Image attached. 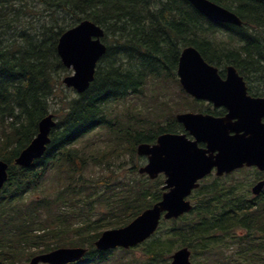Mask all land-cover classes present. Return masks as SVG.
I'll list each match as a JSON object with an SVG mask.
<instances>
[{"label":"trees","instance_id":"trees-1","mask_svg":"<svg viewBox=\"0 0 264 264\" xmlns=\"http://www.w3.org/2000/svg\"><path fill=\"white\" fill-rule=\"evenodd\" d=\"M211 1L233 11L242 25L212 22L186 0H0V160L8 164L0 188V264H25L62 246L87 248L85 257L71 264L106 261L116 250L94 247L100 233L126 225L161 198L159 179L110 184L107 177L91 179L86 173L111 160L119 167L121 153L132 157L138 143L177 130L173 115L160 125L156 117L139 118L141 113L136 121L121 123L111 113L112 103L140 94L150 78L175 77L183 46L193 45L221 73L232 64L245 77H264V1ZM86 19L103 29L106 51L88 89L78 94L62 83L70 70L61 62L57 42ZM49 112L56 124L44 154L27 167L16 165L14 159ZM97 127L113 133L107 149L85 145L84 137ZM259 174L255 170V178ZM220 180L201 183L188 213L162 220L138 245L140 264H168L169 254L181 246L205 254L208 263L211 248L224 246L226 237L236 243L237 256L218 255L213 262L264 264V188L249 196L241 183ZM94 202L105 210L89 217L85 208L91 212ZM131 249H117L122 256L115 264H135L137 258L126 257Z\"/></svg>","mask_w":264,"mask_h":264},{"label":"water","instance_id":"water-1","mask_svg":"<svg viewBox=\"0 0 264 264\" xmlns=\"http://www.w3.org/2000/svg\"><path fill=\"white\" fill-rule=\"evenodd\" d=\"M187 1L212 21L241 25L234 12L210 0ZM85 35L89 39L86 48L82 44ZM102 36V28L90 20H83L60 35L57 53L62 64L73 69L72 74L62 79L65 86L78 93L89 87L96 63L106 50L100 40ZM176 74L184 91L196 98L208 99L216 106H226L228 114L224 118H214L190 112L178 113L176 119L194 140H189L185 134L162 133L153 144L137 145V154L147 156V162L138 168V172L148 174L151 179L163 173L165 183L162 188L165 191L161 200L143 210L127 225L104 230L94 242L99 250L137 245L156 230L162 216L177 218L189 211L191 203L186 197L213 167L217 169V175L243 165H255L264 170V123L260 120L264 115V98L254 99L246 95L243 77L232 65L226 68L223 80L218 69L192 45L182 48ZM233 118L237 120L232 122ZM55 124L53 113L43 116L38 122L36 135L19 152L14 163L27 167L40 158L50 142V132ZM231 131L235 134L230 135ZM198 142H205L206 148H198ZM7 168L8 164L0 160V188L7 179ZM263 186L264 179L252 187V192L259 194ZM85 252L83 247H59L34 255L29 264H66L79 260ZM189 257L188 247L178 248L172 253L169 264H192Z\"/></svg>","mask_w":264,"mask_h":264},{"label":"rangeland","instance_id":"rangeland-1","mask_svg":"<svg viewBox=\"0 0 264 264\" xmlns=\"http://www.w3.org/2000/svg\"><path fill=\"white\" fill-rule=\"evenodd\" d=\"M264 51V47H263ZM264 57V54H262ZM264 63V60L262 61ZM68 69V68H67ZM69 73L73 72L72 68H69ZM252 83H254V79H256L255 83L259 84L258 88L262 91L264 88V77L261 75L256 77L248 76ZM263 81V82H262ZM263 86V87H261ZM183 98L185 100H183ZM185 101H189L187 95L181 91V87L177 82L176 75L175 77L168 78L167 76H161L157 78H150L148 82L142 87L141 93L139 95H128L124 100H121L118 103H112V117L117 118V120L121 123L136 121L135 118L137 113H141L140 117L145 116L146 118L154 119L156 117L157 123L165 124L167 122L168 115H175L178 112H182L186 110V104ZM168 102L172 103V105L169 107L171 109L165 108V110H160V113L157 114V110H159V106H162V103ZM157 114V115H156ZM138 115V114H137ZM138 123V122H136ZM135 124V123H134ZM179 128V126H178ZM113 133L109 129H105L103 127H97L95 128L90 134H88L86 137H84L85 140H87L85 145H89L91 147V150H102L107 149L109 146L113 144L112 141V135ZM121 158L118 161H123V163L118 165H114L113 161H110V165L107 167H101L98 165H92L89 167L90 171L86 173L88 178L91 179H97L107 177L110 184H116V182L119 180H122L123 183H126L129 181L130 178L134 177L139 180H145L148 179L150 181H155L156 179L161 180L160 187L164 184L163 177L158 175V177L154 179H150L147 174H140L137 171V168L140 165H143L146 163L147 159L144 155H137L136 152L131 157L130 153L125 151L121 153ZM133 164L137 166L135 172L130 170L132 168ZM107 168V169H106ZM111 168V170H109ZM115 170L114 173H112V170ZM215 178V175L208 176L205 178L201 183H209L211 180ZM254 172H249L247 170H240L238 172L235 171V173L227 174L221 176V180L219 182L225 183V184H236L241 183V186L243 187L244 194H247L251 196L250 194V185L252 181L254 180ZM192 199V198H191ZM104 207L100 206L97 202H94L93 204V210L90 212L88 208H85V211L89 214V217H97L99 214H101L104 211ZM84 212V214H87ZM241 229H237L236 232L238 234H242ZM224 246L220 247V245H214L211 248V253L208 254L209 262H205L204 259L206 257L205 254H202L201 252H196L194 255L192 254L190 256V260L193 264H217L215 263L216 257L219 255L223 256H229L231 257V254L233 252V255L236 257L237 252L236 251V243L234 241H230L229 237H226V239L222 243ZM116 250V251H115ZM114 253L107 258L106 261L103 262H94L92 264H115L118 259L122 256V252L115 249ZM174 251V250H173ZM172 251V252H173ZM171 252V253H172ZM141 253V246L134 247L131 249L130 252L126 254V257L128 258H137L135 261V264H140L142 261V258L140 257ZM169 254V256L171 255ZM234 257V258H235ZM206 258V259H207ZM215 261L213 262V260ZM225 262L219 259V263ZM84 264H90V262H86Z\"/></svg>","mask_w":264,"mask_h":264},{"label":"flooded vegetation","instance_id":"flooded-vegetation-1","mask_svg":"<svg viewBox=\"0 0 264 264\" xmlns=\"http://www.w3.org/2000/svg\"><path fill=\"white\" fill-rule=\"evenodd\" d=\"M256 77V76H255ZM256 81V79H255ZM251 83V85H247V95L250 97H263L264 96V90H259L258 88L256 89V87H259L260 85L257 83ZM263 87V86H261ZM189 101H185L186 104V111L188 112H192V113H201V114H205V115H211L215 118H223L226 116V114L228 113V110L226 107L224 106H216L214 105L213 102L209 101V100H205V99H198V98H194L192 96H188ZM262 122H264V116L261 119ZM179 128L178 130L181 131L180 133H186L184 131V128L182 125L178 124ZM187 137L190 140H193L194 137L190 134L187 133ZM197 146L199 148H205L206 144L204 142H198Z\"/></svg>","mask_w":264,"mask_h":264},{"label":"snow or ice","instance_id":"snow-or-ice-1","mask_svg":"<svg viewBox=\"0 0 264 264\" xmlns=\"http://www.w3.org/2000/svg\"><path fill=\"white\" fill-rule=\"evenodd\" d=\"M89 43V39L88 36L85 35L84 37H82V44L84 45V47L86 48L88 46Z\"/></svg>","mask_w":264,"mask_h":264},{"label":"bare ground","instance_id":"bare-ground-1","mask_svg":"<svg viewBox=\"0 0 264 264\" xmlns=\"http://www.w3.org/2000/svg\"><path fill=\"white\" fill-rule=\"evenodd\" d=\"M63 29H64V27H63ZM68 29V28H67ZM37 89V88H36ZM9 92V91H8ZM33 97V96H32ZM127 146V145H126ZM126 148V147H125ZM133 148V147H132ZM74 151V150H73ZM131 151V150H130ZM48 153V152H47ZM50 163V162H49ZM49 214V213H48ZM52 224V223H51ZM90 262V261H89Z\"/></svg>","mask_w":264,"mask_h":264}]
</instances>
